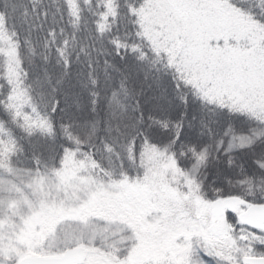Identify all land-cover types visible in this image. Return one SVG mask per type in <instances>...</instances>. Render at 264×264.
I'll use <instances>...</instances> for the list:
<instances>
[{"label":"snow or ice","instance_id":"1","mask_svg":"<svg viewBox=\"0 0 264 264\" xmlns=\"http://www.w3.org/2000/svg\"><path fill=\"white\" fill-rule=\"evenodd\" d=\"M0 264H264V0H0Z\"/></svg>","mask_w":264,"mask_h":264}]
</instances>
